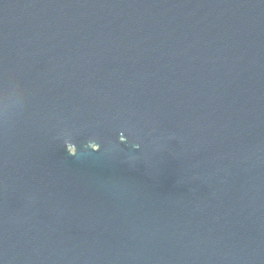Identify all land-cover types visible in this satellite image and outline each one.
<instances>
[{
  "label": "water",
  "instance_id": "water-1",
  "mask_svg": "<svg viewBox=\"0 0 264 264\" xmlns=\"http://www.w3.org/2000/svg\"><path fill=\"white\" fill-rule=\"evenodd\" d=\"M0 264H264V0H0Z\"/></svg>",
  "mask_w": 264,
  "mask_h": 264
},
{
  "label": "clouds",
  "instance_id": "clouds-1",
  "mask_svg": "<svg viewBox=\"0 0 264 264\" xmlns=\"http://www.w3.org/2000/svg\"><path fill=\"white\" fill-rule=\"evenodd\" d=\"M94 150H95V151H98V150H99V148L97 147V148H95Z\"/></svg>",
  "mask_w": 264,
  "mask_h": 264
}]
</instances>
